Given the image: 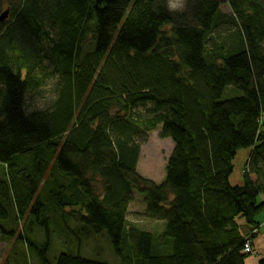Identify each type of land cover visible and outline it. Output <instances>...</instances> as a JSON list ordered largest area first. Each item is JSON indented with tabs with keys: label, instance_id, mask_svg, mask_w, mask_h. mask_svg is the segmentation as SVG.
<instances>
[{
	"label": "trees",
	"instance_id": "trees-1",
	"mask_svg": "<svg viewBox=\"0 0 264 264\" xmlns=\"http://www.w3.org/2000/svg\"><path fill=\"white\" fill-rule=\"evenodd\" d=\"M222 3L0 0V239L17 264H106L79 254L103 238L118 264H245L264 211V0H225L229 19ZM157 130L173 144L159 185L137 173ZM135 193L163 232L129 224ZM52 238L78 251L51 262Z\"/></svg>",
	"mask_w": 264,
	"mask_h": 264
},
{
	"label": "rangeland",
	"instance_id": "rangeland-1",
	"mask_svg": "<svg viewBox=\"0 0 264 264\" xmlns=\"http://www.w3.org/2000/svg\"><path fill=\"white\" fill-rule=\"evenodd\" d=\"M3 1V11L10 7V3L14 0H2ZM223 3L220 7L221 14L224 19H229L231 15V10L225 0H221ZM184 0H169V8L172 11H180L182 9ZM231 28V27H230ZM235 29L234 27L232 28ZM54 82V81H53ZM49 82L47 86L42 90L41 96L37 101V106L39 108H45L52 103L55 99V93L53 91L52 83ZM240 92L234 91L231 93V89H226L223 99H230L239 97ZM173 149V144L170 139H162L160 136V130L152 132L147 135L145 143L140 148L139 160L137 164V173L142 178L153 182L156 185L162 184L165 179V167L166 162ZM250 150L243 149L237 152L236 157L233 162V172L229 178V183L232 186H241L243 184V170L245 163L248 159ZM5 174V168L0 164V179H3ZM262 197L258 199V202H262ZM143 196L138 193L134 194V201L128 207L127 219L129 224L134 223L140 231L159 234L164 230V222L154 221L150 219H144L143 209H144ZM22 221L20 223L21 227L23 225ZM256 222L260 224L257 231V236L252 240L253 249L250 247L251 251L248 253L245 260V264H259V261L264 256V211L261 212L256 217ZM12 228V227H11ZM52 246L48 253V257L51 262L61 253L77 252L78 245L76 241H72V244L63 245L60 244L59 239L52 238ZM14 240H1L0 239V264H3L4 260L9 256L11 258V264H17L16 259L17 253L22 250L21 247L14 245ZM94 246L98 247V250L94 249ZM15 247L19 250H15ZM24 248V247H23ZM24 252L25 249H23ZM79 254L90 260L97 262H103L106 264H118V258L113 254L110 243L106 239H97L82 245L79 248ZM35 264L37 263L36 258L33 260Z\"/></svg>",
	"mask_w": 264,
	"mask_h": 264
},
{
	"label": "water",
	"instance_id": "water-1",
	"mask_svg": "<svg viewBox=\"0 0 264 264\" xmlns=\"http://www.w3.org/2000/svg\"><path fill=\"white\" fill-rule=\"evenodd\" d=\"M8 17H9V11H6L2 15H0V23L5 22L8 19Z\"/></svg>",
	"mask_w": 264,
	"mask_h": 264
},
{
	"label": "built area",
	"instance_id": "built-area-1",
	"mask_svg": "<svg viewBox=\"0 0 264 264\" xmlns=\"http://www.w3.org/2000/svg\"><path fill=\"white\" fill-rule=\"evenodd\" d=\"M251 249H250V244L249 242H246L244 245V252L245 253H250Z\"/></svg>",
	"mask_w": 264,
	"mask_h": 264
}]
</instances>
